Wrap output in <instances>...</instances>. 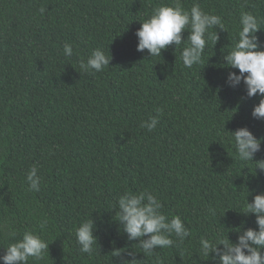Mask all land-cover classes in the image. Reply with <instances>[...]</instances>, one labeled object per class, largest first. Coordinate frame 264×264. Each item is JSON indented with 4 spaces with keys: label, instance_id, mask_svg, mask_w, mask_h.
Returning <instances> with one entry per match:
<instances>
[{
    "label": "trees",
    "instance_id": "16d2710c",
    "mask_svg": "<svg viewBox=\"0 0 264 264\" xmlns=\"http://www.w3.org/2000/svg\"><path fill=\"white\" fill-rule=\"evenodd\" d=\"M169 2L0 0V222L39 233L47 218L48 252L29 264H118L115 250L135 264H214L199 254L202 236L228 233L235 241L237 227H256L255 215L240 210L248 189L250 202L264 191V171L236 158L229 131L247 126L264 137V121L251 115L260 97L247 98L243 83L228 86L227 73L239 70L223 66L222 53L235 42L241 12L264 18V0H182L220 15L226 28L191 69L174 45L161 57L137 51L140 21ZM257 35L264 45V29ZM96 48L111 54L110 65L80 73V61ZM157 108L156 128L140 127ZM255 159H264V143ZM33 166L39 192L26 183ZM143 189L191 232L152 256L119 230L113 209L125 191ZM90 217L97 236L91 256L75 237ZM8 243L0 236V255Z\"/></svg>",
    "mask_w": 264,
    "mask_h": 264
},
{
    "label": "clouds",
    "instance_id": "9594fccd",
    "mask_svg": "<svg viewBox=\"0 0 264 264\" xmlns=\"http://www.w3.org/2000/svg\"><path fill=\"white\" fill-rule=\"evenodd\" d=\"M40 12L43 15L45 9L41 8ZM140 23L135 33L138 38L137 51L146 50L150 58L161 57L163 50L174 45L175 50L180 49V60L184 67L189 69L201 63L209 43L216 45L219 40L217 29L226 30L220 15L204 11L199 3L185 8L182 0L159 4ZM238 24L235 42L228 52L222 53V62L223 66L239 71H229L226 83L231 88L243 83L247 98L259 96L251 115L264 121V45L257 35L258 30L264 29V18L251 12H241ZM185 31L188 32L187 38L183 35ZM63 51L65 56L70 57L73 54L72 45L65 43ZM111 59V54H106L102 48L93 49L86 61H80V73L102 72L110 65ZM162 111L157 108V115L143 121L140 127L149 132L154 130ZM229 132L236 158L246 165L254 164V171H264V159H255L256 153L261 151L264 137L257 138L247 126ZM26 183L29 191H40L42 177L38 175L36 166L27 172ZM249 195L248 189L240 212L245 216L254 214L256 227L245 228L243 224L237 227L238 230H234L237 233L235 241L230 239L228 233L226 237L202 236L199 240L201 256L208 257L207 260L214 264H264V191L256 193L251 202ZM163 207L158 194L143 189L138 192L125 191L113 208L119 230L127 234L129 241H136L145 256H152L158 248L182 244L191 235L181 216L170 217L162 211ZM47 225L48 220L44 218L39 222V233L35 229H25L19 233L10 225L0 222V236L9 240L0 261L3 264H29L30 260L44 259L49 248V242L43 238ZM95 231L96 224L91 217L75 227L76 243L81 253L89 256L94 253L97 244ZM113 256L118 258V264H135L136 259L123 257L122 251H113Z\"/></svg>",
    "mask_w": 264,
    "mask_h": 264
}]
</instances>
